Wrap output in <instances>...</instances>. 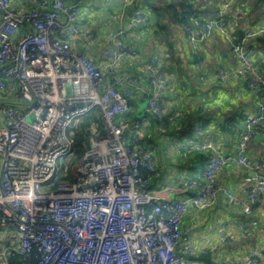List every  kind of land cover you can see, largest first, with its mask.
I'll return each mask as SVG.
<instances>
[{
	"label": "built area",
	"instance_id": "2783aa9c",
	"mask_svg": "<svg viewBox=\"0 0 264 264\" xmlns=\"http://www.w3.org/2000/svg\"><path fill=\"white\" fill-rule=\"evenodd\" d=\"M231 2L222 0L213 18L205 19L182 7L173 24L186 34L201 72V46L219 32L230 43L236 64L217 66L215 75L222 84L230 77L242 79L255 90L257 108L241 111L243 129L235 153H212L201 178H186L183 196L169 198L151 190L154 156L141 141L147 117H123L133 89L145 93L146 116L161 113L166 76L160 61L151 57L145 64L146 87L130 78L129 87L121 89L118 85L126 79H119L114 67L138 55L120 39L123 29L101 51L105 73L78 47L93 35L78 25L83 0H32L27 12L12 8L11 0H0V226L11 229L1 236V264H200L190 259L194 250L180 230L188 207L206 208L222 190L241 212H252L264 194V160L250 158L247 147L264 122V72L248 45L264 37V23L240 35L230 33ZM144 24L142 12L130 15L131 27ZM95 107L103 132L92 136L86 128L89 148L79 162L72 168L58 163L72 156L76 124ZM192 130L199 134L201 148H213L212 133L203 135L199 123ZM228 165L245 169L244 196L218 185L216 172ZM141 167L147 170L144 176ZM220 239L232 242L224 226ZM262 255L264 245L230 261L205 264H262Z\"/></svg>",
	"mask_w": 264,
	"mask_h": 264
},
{
	"label": "crops",
	"instance_id": "0c3cea01",
	"mask_svg": "<svg viewBox=\"0 0 264 264\" xmlns=\"http://www.w3.org/2000/svg\"><path fill=\"white\" fill-rule=\"evenodd\" d=\"M204 1L131 0L128 4L124 0H83L78 21L81 28L93 33L91 37L82 39L78 47L105 73L107 70L100 54L109 45L110 36L117 29L124 30L120 39L138 50L137 56L124 58L115 65L116 76L126 79L118 85L119 88H128L130 78H137L146 87L148 76L145 64L151 57H156L162 64L166 91L162 97L161 113L169 120L170 129H165L164 133L152 123V132L148 133L153 143L156 168V175L149 182L155 194L169 198L183 196L181 187L186 181L183 179L201 178L200 172L212 153H235V144L243 129L241 111L256 109L258 104L255 90L242 79L230 77L222 84L216 77L217 66L230 67L236 64L230 43L219 32H214L213 37L202 44L203 70H196V57L186 34L173 22L183 7L182 3L189 4L191 10L204 19L213 18L215 8L222 0L209 3L207 7L202 6ZM247 3V11L238 12L232 6L228 9L230 33L239 35L246 28L264 23V18L259 19L261 15H257L260 1L244 0V4ZM11 6L17 11L27 12L32 8V0H11ZM250 7L253 9L250 10ZM136 11L142 12L145 24L134 28L129 25V19ZM248 49L255 65L264 72V40H252ZM14 94L15 91L8 93L10 100L15 97ZM144 97V92L133 89L130 109L134 111V117H137L139 106L145 102ZM146 115L143 107L142 116L147 117L145 120L149 123L151 115ZM196 123L201 125L203 135H214L212 149L200 147L199 134L191 132L185 139L181 137V129L185 125ZM261 126L248 141L247 153L250 158L264 160V136L260 135L264 125ZM146 134L143 127L142 137L147 138ZM245 172L241 166H224L216 172V181L235 196H244ZM222 226L231 236V243H224L220 239ZM180 230L188 237L194 250L190 259L200 264L222 263L239 258L249 250L264 245V194L258 196L252 212L244 214L237 204L228 202L220 190L216 201L206 208L189 206L181 218ZM261 262L264 264V255L261 256Z\"/></svg>",
	"mask_w": 264,
	"mask_h": 264
},
{
	"label": "rangeland",
	"instance_id": "374dc122",
	"mask_svg": "<svg viewBox=\"0 0 264 264\" xmlns=\"http://www.w3.org/2000/svg\"><path fill=\"white\" fill-rule=\"evenodd\" d=\"M259 1H260V4L257 6V13H258L257 15L260 14L261 17L259 19H263L264 18V0H259ZM216 2H217V0H205L202 3V6L207 7V4H209V3L212 4V3H216ZM248 5H249L248 3L247 4H244V0H232V2H231V6L234 7V10L235 11L238 10V12L240 10L241 11L242 10L243 11L249 10L248 9ZM252 9H253V7H250V10H252ZM256 16H254V17H256ZM259 19H257V20H259ZM228 24H229V22H227V25H226V29L227 30H228ZM219 35H221V34H219ZM96 108L99 109V107H95L92 110L95 109V111H96ZM95 114H98V112H96ZM28 119H29V117H28ZM81 121H82V118H80L79 122L76 124L74 137H76L77 134H79L81 136V132H80L81 130L78 131L79 130V125H80ZM145 121H146V124H147L148 123V120H145ZM261 125H262L261 127H263L264 124L262 123ZM101 126H102V129H103V125H101ZM84 127H88L89 128L90 132H88V135L95 136L99 132L98 131V127L95 125L94 122H91V123L89 122V125H85V126H83V128ZM143 127L145 129V133H147L146 134L147 135V138L145 137L144 142H145V144H149L150 147H151V149H152V145H153L152 139H150L149 136H148V133H151L152 132V128H153L152 122L149 120V123L146 126H143ZM165 129L166 130L170 129L168 127V123H167V128H165ZM162 131L164 133L166 132L165 130H162ZM192 132H193V130H192ZM189 134L190 133H183L181 137L182 138L184 137V139H185V137L186 136H189ZM180 140H182V139H180ZM179 142H181V141H179ZM85 148H86L85 147V144H83V143L82 144H78V143L75 144V141H74V147H73V151H72V156L69 157V158L68 157H63L61 159H58V163L61 162L64 165H67L68 167L72 168L75 164H77L79 162V160L81 158V155L83 154V151H84ZM171 148H172V146H171ZM152 151H153V149H152ZM185 179H183V180H185ZM10 233H11V229L3 228V227L0 226V245L2 243L1 236H7ZM0 264H1V258H0Z\"/></svg>",
	"mask_w": 264,
	"mask_h": 264
},
{
	"label": "trees",
	"instance_id": "16d2710c",
	"mask_svg": "<svg viewBox=\"0 0 264 264\" xmlns=\"http://www.w3.org/2000/svg\"><path fill=\"white\" fill-rule=\"evenodd\" d=\"M70 1H72V0H70ZM182 6L184 8H186L187 10L194 12L193 10H191V7H190L189 4L182 3ZM178 14L175 16L174 19H176L178 17ZM254 40H264V37H258V38L253 39V41ZM161 66H162V64H160V68L164 72V70H163V68ZM96 112H98V114H95ZM123 117H127V118L134 117V111L132 109L128 110L126 113H124ZM81 118H82V121H81V123L79 125V130L78 131L81 130L80 132H81V136L82 137L79 134H77L76 137H74L75 144L76 143H78V144H82V143L84 144L85 143V140H84L85 138L83 136L86 135L85 130L88 127H84L83 128V126L89 125V122L90 123L91 122L95 123V125L98 127V131H99L98 133H102L103 132V129H102V126H101L102 125V122H101L102 119H101L100 109L96 108V111H95V109L94 110H90V111L86 112L85 114H83ZM150 121L153 123L154 127L158 126V128L162 129V130H165V128H167V123H169V120L166 117H164V115L162 113H159L157 115L151 116ZM162 123L164 124V127L161 126ZM263 124H264V122H263ZM145 125L143 123V126H145ZM193 126H194L193 124L185 125L181 129L182 133H191L192 129H193ZM142 129H143V127H142ZM88 132H90V130H88ZM128 139H131V134H130ZM144 139L145 138H143V140H141V141H143V143L145 144ZM134 143L135 144H140L141 142L139 140H134ZM146 173H147V170L144 167H141V174L144 176ZM10 260L14 261L15 258H11Z\"/></svg>",
	"mask_w": 264,
	"mask_h": 264
},
{
	"label": "water",
	"instance_id": "95a60500",
	"mask_svg": "<svg viewBox=\"0 0 264 264\" xmlns=\"http://www.w3.org/2000/svg\"><path fill=\"white\" fill-rule=\"evenodd\" d=\"M144 105H145V102H143V103L139 106V109H138V111L136 112V115H137L138 117H141V116H142V108L144 107ZM85 147H86V148H89L88 140L85 142Z\"/></svg>",
	"mask_w": 264,
	"mask_h": 264
}]
</instances>
